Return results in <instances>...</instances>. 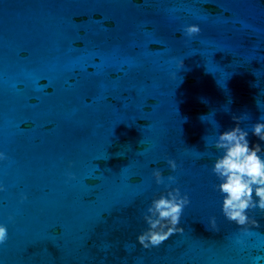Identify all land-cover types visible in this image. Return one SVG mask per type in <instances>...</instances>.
I'll use <instances>...</instances> for the list:
<instances>
[{
    "label": "water",
    "instance_id": "1",
    "mask_svg": "<svg viewBox=\"0 0 264 264\" xmlns=\"http://www.w3.org/2000/svg\"><path fill=\"white\" fill-rule=\"evenodd\" d=\"M256 122L264 0H0V264H264V211L228 221L211 172L237 123L264 158ZM172 188L182 231L145 249Z\"/></svg>",
    "mask_w": 264,
    "mask_h": 264
},
{
    "label": "clouds",
    "instance_id": "2",
    "mask_svg": "<svg viewBox=\"0 0 264 264\" xmlns=\"http://www.w3.org/2000/svg\"><path fill=\"white\" fill-rule=\"evenodd\" d=\"M199 32L200 28L195 24L183 28L187 37H193ZM251 134L264 142V122L252 124ZM248 136L249 132L237 123L220 132L213 144L221 153L211 167V172L219 181L213 187L221 194L223 216L238 226L255 224L247 215L250 209L264 211V158L260 155L262 148L260 144L250 146ZM0 159L7 157L0 153ZM167 163L173 170L176 168L174 161L168 160ZM153 176L157 184L163 183L159 170L154 169ZM168 180L174 182L171 176ZM188 204V196L181 195L178 188H172L152 199L142 217L147 228L136 237L138 243L145 249L158 247L174 232H181L182 229L177 225ZM210 223L214 226V219ZM7 238L6 226L0 225V244L5 243Z\"/></svg>",
    "mask_w": 264,
    "mask_h": 264
}]
</instances>
